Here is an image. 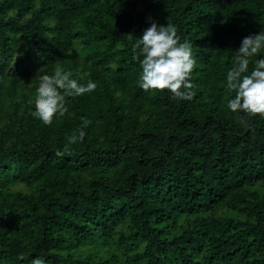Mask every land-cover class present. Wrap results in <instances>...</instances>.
Returning <instances> with one entry per match:
<instances>
[{
    "label": "trees",
    "instance_id": "1",
    "mask_svg": "<svg viewBox=\"0 0 264 264\" xmlns=\"http://www.w3.org/2000/svg\"><path fill=\"white\" fill-rule=\"evenodd\" d=\"M152 22L192 43L189 100L139 86ZM260 31L264 0H0V264H264V115L226 90ZM57 68L97 88L46 125Z\"/></svg>",
    "mask_w": 264,
    "mask_h": 264
},
{
    "label": "clouds",
    "instance_id": "2",
    "mask_svg": "<svg viewBox=\"0 0 264 264\" xmlns=\"http://www.w3.org/2000/svg\"><path fill=\"white\" fill-rule=\"evenodd\" d=\"M261 49H264V31L245 36L235 51L238 63L226 74V90L235 92L227 101V108L232 112L264 115V55L255 59V66L249 72L250 58ZM132 59L139 62V86L145 91L166 89L172 97L192 98L191 76L196 59L192 43L182 40L175 26L152 22L132 45ZM96 88L95 81L89 79L86 84L80 83L71 72L57 68L53 75L41 79L33 118L50 125L54 118L63 117L68 112L66 97L81 96ZM81 119L82 126L67 137L63 150H56L57 156L69 153L70 145L84 141L85 129L91 121L85 117ZM32 264H45V260L35 257Z\"/></svg>",
    "mask_w": 264,
    "mask_h": 264
}]
</instances>
